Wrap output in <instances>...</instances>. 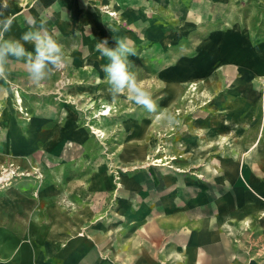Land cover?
<instances>
[{"label": "crops", "instance_id": "crops-1", "mask_svg": "<svg viewBox=\"0 0 264 264\" xmlns=\"http://www.w3.org/2000/svg\"><path fill=\"white\" fill-rule=\"evenodd\" d=\"M155 1L38 0L30 10L10 0L4 14L12 15L14 20L5 38L19 39L28 31L30 22L34 20L38 25L44 20L69 60L64 71L57 72L39 87L30 85L25 66L11 59L7 78L0 79V97L5 98L11 88L23 81L39 93L35 105L39 116L23 121L27 135L21 138L27 151L34 143L51 144L59 139L44 136L46 129L59 130V133L66 129L67 134L62 135L64 140L78 143L85 140L81 132L75 131L83 127L77 118V107L70 106L72 115L68 120L62 116L63 99L68 97L85 104L84 111L90 114L115 100L101 70V65L108 61L97 51V44L106 39L109 47H115V43L111 45L112 40L119 38L121 30L117 27L119 24L113 25V20L105 15L104 7L120 10L123 27L128 26L135 32L134 42H129L134 49L138 47L141 55V47L159 37L151 21V2ZM112 25L115 29L110 28ZM25 47L33 51L32 44ZM214 47L217 50L221 47L220 38L202 41L196 61L210 58L212 63H234L228 55L215 54ZM185 65L186 72L192 69L189 62ZM198 78L199 75L183 71L176 78L167 76L165 80L171 84H168L169 95L165 93V105L175 93V85ZM49 99L58 108L52 121L49 115H44L48 113ZM230 110V107L218 108L215 113L226 111L227 116L208 115L205 122H197L196 129L182 137L183 145L197 150L201 144H218L223 138L228 139L229 145H246L234 150L215 148L207 158L212 162L209 164L212 169L189 173L160 167L131 168L152 153L155 145L150 129L154 127L156 112L148 113L139 107L131 118L121 122L130 133L126 134L127 141H122L120 152L109 156L110 159L103 153L84 154L89 163L74 172L69 170L67 191L53 184L50 190L43 187L40 197L32 201L41 217H52L58 226L57 232L62 227L66 230L67 226L73 239L85 243H88L85 239L99 241L96 246L101 250L100 264H264V137L260 141L258 137L242 138V135L235 139L220 137V127L231 128L230 124H221L222 119L224 125L230 122ZM257 145L261 148L253 151ZM184 155L190 157L189 153ZM111 159L121 166L119 181L109 168ZM124 167L129 168L126 171ZM64 200H68L73 210L63 209ZM20 206L24 207L22 202ZM22 215L23 210L15 214ZM82 229L85 238L80 236ZM85 261L94 264L92 254L86 255Z\"/></svg>", "mask_w": 264, "mask_h": 264}, {"label": "rangeland", "instance_id": "rangeland-1", "mask_svg": "<svg viewBox=\"0 0 264 264\" xmlns=\"http://www.w3.org/2000/svg\"><path fill=\"white\" fill-rule=\"evenodd\" d=\"M16 1L22 8L32 10L38 0ZM151 7V21H154L153 28L159 37L142 46L141 55L138 47L134 49L130 43L136 55H130L129 60L130 70L136 74L139 85L157 104L154 127L150 129L155 145L152 153L130 167H160L189 173L212 169L209 165L212 162L207 158L215 148L234 150L246 145H229L228 139L223 138L218 144H201L197 150L181 141L183 135L196 129L197 122H205L208 115L227 116L226 111L215 113L218 108H231L230 122L224 125V120L221 121L222 126L230 124L231 128L220 127L225 128L220 130V137L235 139L242 135V138L258 137L259 141L264 137V0H156L151 2ZM103 11L113 20V25L119 24V38L134 42L135 32L128 26L123 27L120 10L106 6ZM113 25L110 28L115 29ZM217 38L221 39V47L217 50L215 46L214 53L228 55L229 59L235 60L234 63H212L210 58L196 61L199 44ZM112 41L114 46L115 40ZM186 62L192 68L188 72L185 71ZM182 71L199 75V78L175 85L176 91L165 105V93L169 95L168 84H171L165 78H176ZM38 94L23 81L11 88L5 98L0 97V173H11L0 184V264H86L85 257L90 254L94 264H100L101 250L96 246L99 241L85 239L92 244L90 247L84 240L73 239L67 226L66 230L62 227V231L57 232L58 226L52 217H41L32 199L40 197L43 187L50 190L53 184L67 191L69 170L74 172L89 163L84 154L103 153L109 157L120 152L123 142L127 141L126 134L130 133L121 122L131 118L139 106L125 93L90 114L84 111L85 104L66 97L62 116L68 120L72 115L70 106L77 107V118L83 127L75 131L77 134L81 132L85 140L82 143L64 140L62 135L67 134L66 129H61L60 133L59 130L46 129L44 136L59 139L51 144L34 143L27 151L21 138L27 135L23 121L39 116L35 112ZM17 95L21 96L22 106L17 102ZM49 101L48 113L44 115H49L52 121L58 108L52 99ZM107 105L111 106L112 114L100 116ZM94 129L103 134L95 133ZM260 148L257 145L253 151ZM202 156L205 158L200 159ZM158 160L162 162L155 163ZM120 167L114 160H109V168L114 171L117 181ZM124 168L127 171L129 167ZM21 202L24 207L20 206ZM67 202L64 200L63 209L73 210ZM21 210L23 215L15 216ZM80 234L82 238L86 237L85 230L82 229Z\"/></svg>", "mask_w": 264, "mask_h": 264}, {"label": "clouds", "instance_id": "clouds-1", "mask_svg": "<svg viewBox=\"0 0 264 264\" xmlns=\"http://www.w3.org/2000/svg\"><path fill=\"white\" fill-rule=\"evenodd\" d=\"M7 8V0H0V79L7 78V66L11 59L22 63L30 85L39 87L45 80L62 71L69 60L62 45L49 33L44 20L38 25L34 20L30 22L28 31L19 39H6L5 34L11 31L14 20L12 15L5 16ZM114 39L115 47H109L106 39L97 44V51L108 61L101 65V70L105 74L111 96L116 99L127 93L137 106L148 113H155L156 102L151 94L139 85L136 74L130 70L129 56L136 55V52L127 38ZM26 44H32L33 51H28Z\"/></svg>", "mask_w": 264, "mask_h": 264}, {"label": "bare ground", "instance_id": "bare-ground-1", "mask_svg": "<svg viewBox=\"0 0 264 264\" xmlns=\"http://www.w3.org/2000/svg\"><path fill=\"white\" fill-rule=\"evenodd\" d=\"M16 99H17V102H18V104L20 105V106H22L21 104H22V100H21V96H19V95H17V97H16ZM105 110L100 114V116H110L111 114H112V109H111V106H106L105 108H104ZM95 131V133H97V134H100V135H102L103 134V132L102 131H99V130H96V129H94ZM159 162H162V161H160V160H158V161H155V163H159ZM166 165V164H165ZM6 172H8V171H6ZM6 172H4V174H1L0 173V184L4 181V180H7V178H9V176H10V174H7Z\"/></svg>", "mask_w": 264, "mask_h": 264}]
</instances>
